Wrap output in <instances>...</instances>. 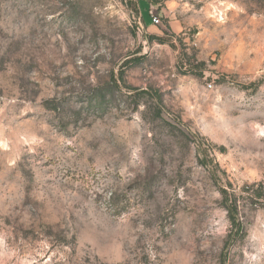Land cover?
Listing matches in <instances>:
<instances>
[{"label":"rangeland","instance_id":"374dc122","mask_svg":"<svg viewBox=\"0 0 264 264\" xmlns=\"http://www.w3.org/2000/svg\"><path fill=\"white\" fill-rule=\"evenodd\" d=\"M0 264H264V0H0Z\"/></svg>","mask_w":264,"mask_h":264},{"label":"trees","instance_id":"16d2710c","mask_svg":"<svg viewBox=\"0 0 264 264\" xmlns=\"http://www.w3.org/2000/svg\"><path fill=\"white\" fill-rule=\"evenodd\" d=\"M150 38H153V36H150ZM220 194L222 197L223 206L230 221V230L226 237V239L229 240L232 237L233 232L237 235L243 234V225L236 217V204L233 202L234 200L231 199V195L226 189H220Z\"/></svg>","mask_w":264,"mask_h":264},{"label":"built area","instance_id":"2783aa9c","mask_svg":"<svg viewBox=\"0 0 264 264\" xmlns=\"http://www.w3.org/2000/svg\"><path fill=\"white\" fill-rule=\"evenodd\" d=\"M160 22V20H159V17L157 16V15H151V23L153 24V25H156V24H158Z\"/></svg>","mask_w":264,"mask_h":264},{"label":"crops","instance_id":"0c3cea01","mask_svg":"<svg viewBox=\"0 0 264 264\" xmlns=\"http://www.w3.org/2000/svg\"><path fill=\"white\" fill-rule=\"evenodd\" d=\"M148 20H149V22H150V24L152 25V23H151V15L148 17ZM145 23V22H144ZM146 24V23H145ZM148 25V27H150L151 25Z\"/></svg>","mask_w":264,"mask_h":264}]
</instances>
